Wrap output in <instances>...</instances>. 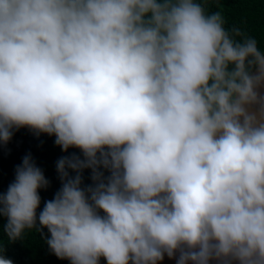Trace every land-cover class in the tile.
<instances>
[{
	"label": "clouds",
	"instance_id": "9594fccd",
	"mask_svg": "<svg viewBox=\"0 0 264 264\" xmlns=\"http://www.w3.org/2000/svg\"><path fill=\"white\" fill-rule=\"evenodd\" d=\"M210 2L0 0V146L28 128L80 152L42 209L50 181L22 158L9 241L47 229L70 264H264V47Z\"/></svg>",
	"mask_w": 264,
	"mask_h": 264
},
{
	"label": "trees",
	"instance_id": "16d2710c",
	"mask_svg": "<svg viewBox=\"0 0 264 264\" xmlns=\"http://www.w3.org/2000/svg\"><path fill=\"white\" fill-rule=\"evenodd\" d=\"M206 7L210 12L222 11L229 26H240L264 47V0H212ZM54 140V136L43 133L36 135L28 128L15 130L12 139L0 146V192L7 191L9 184L14 181L15 168L22 163V158L30 153L35 164L50 181L47 189L39 190L42 209L44 201L51 200L61 187L56 162L72 153L80 155L79 150L74 148L62 152ZM83 183H91L90 170L83 172ZM40 209L37 210L38 213ZM5 222L0 219V245L5 250L4 255L11 259L13 264H70L68 260L58 259L50 252L45 242L47 229H43L42 233L36 230L28 231L22 239L11 242L2 230ZM103 261L101 258L100 264Z\"/></svg>",
	"mask_w": 264,
	"mask_h": 264
},
{
	"label": "water",
	"instance_id": "95a60500",
	"mask_svg": "<svg viewBox=\"0 0 264 264\" xmlns=\"http://www.w3.org/2000/svg\"><path fill=\"white\" fill-rule=\"evenodd\" d=\"M102 264H106V261L104 260ZM159 264H176V260L169 259L167 256H165L164 259L159 262ZM211 264H215V262H211Z\"/></svg>",
	"mask_w": 264,
	"mask_h": 264
}]
</instances>
